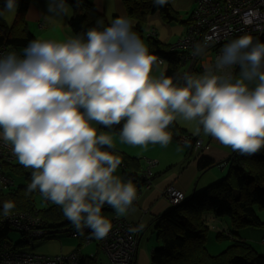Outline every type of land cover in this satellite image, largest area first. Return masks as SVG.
<instances>
[{
  "label": "clouds",
  "instance_id": "1",
  "mask_svg": "<svg viewBox=\"0 0 264 264\" xmlns=\"http://www.w3.org/2000/svg\"><path fill=\"white\" fill-rule=\"evenodd\" d=\"M47 5L54 28L71 16L67 0ZM17 8L18 0H3L0 19L10 23ZM214 43L206 36L194 54L205 57ZM157 63L123 16L66 39L35 38L22 54L0 53V141L32 169L27 190L61 206L78 231L88 228L96 239L112 229L103 207L125 215L136 188L114 175L121 160L102 150L113 139L94 125L123 121L122 142L167 147L166 129L182 119L198 123L196 135L202 131L241 155L264 149V42L243 35L224 44L202 74L186 73L182 86L153 76ZM14 208L5 201L3 215Z\"/></svg>",
  "mask_w": 264,
  "mask_h": 264
},
{
  "label": "trees",
  "instance_id": "2",
  "mask_svg": "<svg viewBox=\"0 0 264 264\" xmlns=\"http://www.w3.org/2000/svg\"><path fill=\"white\" fill-rule=\"evenodd\" d=\"M31 2L32 0H18V8L12 24L0 19V47L7 45L19 51L24 49L29 41L39 38L30 29L27 20V11ZM67 2L73 9L69 26L74 35L83 34L92 27H107L113 19L120 17L115 14L109 19L97 9L91 0H67ZM124 5L127 14L136 21V24L133 25V30L147 45L149 53L155 58L160 57L164 59V62H167V69L162 75L171 77L174 84L182 86L184 84V77L182 76L184 68L182 63L183 52L171 50L172 43H163L153 33L146 36L144 31V24L150 14L159 11L164 18L172 21L179 20L178 12L172 8L170 2L164 6H158L154 3V0H124ZM2 6L3 0H0V8ZM191 19L190 17L187 21H183L184 24L188 25ZM98 21L102 23L98 24ZM259 41L264 42V38ZM198 66L199 64L194 70L201 71ZM99 126L102 130L119 134L123 121L111 128ZM166 130L178 142L187 138L189 142L181 143H187L190 151H193L195 147H203V144L199 145L197 143L200 139L199 135L189 132L177 121H174ZM102 150L109 151L120 158L121 164L119 166L123 168L125 179L127 181L130 180L135 186L136 199L130 209L132 210L137 202L139 193L144 188H147L148 185V180L144 177V170L147 167L146 157L129 154L114 145L111 148L105 147ZM191 155L193 154L191 153ZM197 159L198 168L201 172H207L227 162L228 165H231V168L225 178L208 185L200 192H193L192 195L185 196V199L180 204L172 205L169 202L171 207L153 219L159 245L151 252L150 264H264V255L260 254L250 242L240 236L241 230L245 228L264 226V221L255 208L258 206V208L264 209V149L251 156L233 152L229 161L217 162L201 154L197 156ZM2 171L14 181V184L11 186L0 184V248L7 244L12 250L18 251L15 246L7 242L10 230L16 229L2 222L4 217L2 207L5 201H13L15 203V208L12 210L13 213L37 212L43 222L42 228L46 230L45 234L34 238L32 241H28L25 233L19 231L24 236V241H20L17 246L54 236L60 230L71 236L70 232L75 227L64 216L61 206L43 200L48 205L39 207L36 200V196L40 195L39 191L29 192L27 190L31 182L32 169L25 168L17 159L10 163L7 161L3 162ZM155 176L154 171V175L151 178L152 185ZM16 179L21 181L17 183ZM163 196L166 198L164 194ZM207 213H212L216 217L226 218L230 223V234L233 241L225 250L218 254H212L208 248L207 242L210 228L205 219ZM102 215L110 221L120 217L127 220L125 217L117 215L115 210L108 205L103 207ZM140 234L139 227L138 248ZM227 237L225 233L217 235L219 240ZM84 241V237H80V244H78L76 249L80 250ZM93 244H96L97 251L84 255L81 250L79 264H98L101 252L108 256L107 252L99 245L98 240L88 245ZM68 253L70 252H61L60 254ZM50 256H56V254Z\"/></svg>",
  "mask_w": 264,
  "mask_h": 264
},
{
  "label": "built area",
  "instance_id": "3",
  "mask_svg": "<svg viewBox=\"0 0 264 264\" xmlns=\"http://www.w3.org/2000/svg\"><path fill=\"white\" fill-rule=\"evenodd\" d=\"M191 18L185 32L171 45V50L183 52V77L186 73L190 74L197 64L203 73L205 65L215 59L222 45L234 39L243 35H251L254 41L264 38V0H195ZM39 26L44 27V24L40 23ZM206 36L212 37L215 43L207 50V55L202 58L196 56L193 49L194 45L202 42ZM7 51H16L21 54L10 46L0 47V53ZM156 60L158 63L153 66V71L164 63L163 58L157 57ZM187 141L189 142L187 138L181 140L182 143ZM197 143L202 145V141L198 140ZM16 160L10 144L0 141V184L4 186L14 184V181L3 173L2 165L5 161L10 163ZM145 162L147 167L144 170V177L148 180L147 188H150L151 178L154 175L153 170L158 161L146 157ZM39 194L41 195L40 192ZM164 195L172 205L180 204L186 196L182 190L174 186L166 188ZM44 200L54 204L50 200ZM2 222L24 232L28 241L46 233V230L42 228V219L37 212H12L9 216H4ZM111 223L112 229L104 239H96L88 228H84L83 231L73 228L70 235L74 238L84 237L86 245L98 240L99 245L107 252L114 264H135L138 254V225L121 217L112 219ZM262 242L264 243V239ZM80 253L81 249H74L68 254L50 256L12 250L4 244V247L0 248V264H79Z\"/></svg>",
  "mask_w": 264,
  "mask_h": 264
},
{
  "label": "crops",
  "instance_id": "4",
  "mask_svg": "<svg viewBox=\"0 0 264 264\" xmlns=\"http://www.w3.org/2000/svg\"><path fill=\"white\" fill-rule=\"evenodd\" d=\"M91 1L95 4L97 9L104 13L109 19L112 18V16L115 14L119 16L125 14L124 0ZM68 5L71 9V16H65L59 19L54 28V25L49 21V14L47 12V0H32L27 11V20L30 29L39 38L66 39L68 37L75 36L70 30L69 26L70 18L73 15V9L69 3ZM14 18H12L13 21ZM7 23L10 24L9 22ZM40 23H43L44 27H40ZM186 26L187 24H184V30L181 34H183L186 30ZM19 51L22 53L23 49ZM191 73L192 75L202 74L200 70L194 69ZM177 121L181 123L182 127H187L188 129H190V131L187 128L185 129L195 134V129L197 128L196 125L195 128L194 126L192 128L189 126H185V124H182L179 119H177ZM103 131L110 132L105 130ZM110 133L117 135V133L115 132ZM110 136L112 137L113 143L116 145V147L120 148L121 150L137 156H140L142 153H144V157L154 158L158 161L154 169L156 176L152 187L150 189L144 188L139 193L134 208L132 210H129L125 215H121L127 220L138 224L140 227L141 234L139 238V248L135 264H150L151 252L156 246L159 245V241L156 238L154 244L148 243L147 245H145L143 243V237L145 236V231L148 228L154 226L153 219L157 215L163 213L169 207H171L169 201L163 196L165 188L169 185H174L184 191L186 196H190V194L193 193L194 190H197L204 186L206 187V185H209V183H213V181L225 175L228 165V162L220 165L222 166V169L220 171H214V173H207L209 172V170L202 173L198 168L197 156L199 154L205 155L217 162H221L224 160L229 161L234 151H232V149L229 147L223 146L211 136L204 135L202 131L201 134H199V137L202 140L203 147H195L193 151H190V148L187 147V143L182 144L181 142H178L177 140L172 138L167 147H162L160 144L149 143L148 145L142 147L143 149L141 150V152H133L135 151V148L137 149V146L135 147L133 145L122 142L121 138L117 137L120 136L119 134L117 136ZM191 153L193 155H191ZM205 219L207 221V224L209 225L210 233L216 235H218L219 233H225L228 236L227 238L230 241H233L232 235L230 234V223L226 218L216 217L212 213H207L205 215ZM241 238L257 244V246L255 247L260 250L259 247L263 245L255 241L258 239L263 241L264 231L261 235L255 233V231H245L244 233H241ZM211 239L213 247L211 248L212 250L209 247V238L207 244L209 251H211L212 254L222 252L226 249L227 245L230 244V242L220 243L219 240L217 241V239L214 237ZM62 252L67 253L64 250H62Z\"/></svg>",
  "mask_w": 264,
  "mask_h": 264
},
{
  "label": "rangeland",
  "instance_id": "5",
  "mask_svg": "<svg viewBox=\"0 0 264 264\" xmlns=\"http://www.w3.org/2000/svg\"><path fill=\"white\" fill-rule=\"evenodd\" d=\"M169 2L171 4L172 8L178 12L179 20L168 21L166 18H164L162 16L161 12L158 11V12H155L153 14H150L148 16L145 24H144V31H145L146 36L155 32V34L157 35V38L166 44H171L179 38L182 31L184 30V22L183 21H187L189 19L190 15H191V11L194 10V8H195V0H174V3H173V0H169ZM124 11H125V14H123L122 16L127 17L130 20H132L133 25H135L136 21L134 18H132L131 16H129L127 14L125 5H124ZM12 22H13V19L10 22V24H12ZM166 69H167V62H164L162 65H160L158 67V70L156 72H152L151 74L158 78L162 75L163 72L166 71ZM179 120H180V122H182V124H185V126H189L192 128H193V126L195 128V125H196V127L199 126L196 121L188 122V121H182V119H179ZM179 124L181 125V123H179ZM94 126L97 127L99 132H103L107 135H115V136L118 135V134L117 135L112 134L110 132H104L101 128H99L98 124L94 125ZM185 128H187V127H185ZM188 130L190 131V129H188ZM117 137H120V136H117ZM199 141H202V140L199 139ZM113 145L116 146L114 143H113ZM133 146L136 147L137 145H133ZM142 147L143 146H137V149L135 148V151H133V152H139V151L141 152V150L143 149ZM129 150H132V149H129ZM144 155L145 154L142 153L140 156L144 158ZM135 156H137V155H135ZM230 168H231V165H227V170H226L225 175L219 177L217 180L213 181V183L218 182V181L222 180L223 178H225L228 175ZM221 169H222V166H217V167L209 170V172H207V173H214V171H220ZM202 173H204V172H202ZM114 175L118 176L122 181L127 182V180L125 179V177L123 175V168L121 166H118ZM16 181L18 183V181H21V180L16 179ZM210 184H212V182L209 183V185ZM207 186L208 185H206V187ZM206 187L204 186L202 188L194 190L193 192H200ZM192 194L193 193H191L190 195H192ZM36 200L38 202L39 207H43V206L48 205L46 202H44L45 200L42 197V195H37ZM255 208H256V211L258 212V214L260 215V217H262V219L264 221V209H260V208H258V206H256ZM245 231H255V233L261 235L262 232L264 231V226L258 227V228H253V227L245 228V229L241 230V233L242 232L244 233ZM241 233H240V236H241ZM213 237L216 238L217 241L219 240L217 238L216 234L210 233V231H209L208 238L210 241L209 242L210 249L213 248L212 247V239H211ZM156 238H157V233H156L154 226L150 227L145 231V236L143 237V243L145 245H147L148 243L154 244ZM20 241H24V236L22 235V233H20L19 231H16V230H10L9 236L7 238V242L10 243L12 246H15L19 251H22V252H36V253L46 254V255H48V254L49 255H55V254L57 255V254H60L62 252V250L66 251V252H71L78 247V244H80V238H74L72 236H69L63 230L57 231L54 234V236L37 239L31 243L27 242V243H24L22 245L17 246V244ZM219 242L220 243L230 242V244H231L232 240L230 241L228 238H221L219 240ZM248 242H250L254 247L257 246V244L252 243L249 240H248ZM255 242H258V243L263 245V246L259 247L260 250L257 249L256 247H255V249L260 254L264 255V244L262 243V241L260 239H258ZM229 245H227V247ZM62 246H63V249H62ZM81 250H82V254L88 255V254H92V253L96 252L97 246H96V244L86 245L83 242V246H82ZM218 253H220V252H218ZM218 253H215V254H218ZM98 264H114V263L109 259V257L104 252H101Z\"/></svg>",
  "mask_w": 264,
  "mask_h": 264
}]
</instances>
